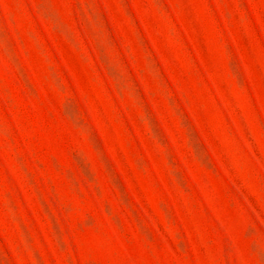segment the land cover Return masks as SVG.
<instances>
[{"label": "rangeland", "instance_id": "obj_1", "mask_svg": "<svg viewBox=\"0 0 264 264\" xmlns=\"http://www.w3.org/2000/svg\"><path fill=\"white\" fill-rule=\"evenodd\" d=\"M0 264H264V0H0Z\"/></svg>", "mask_w": 264, "mask_h": 264}]
</instances>
